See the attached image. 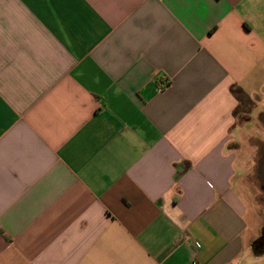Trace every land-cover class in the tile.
I'll use <instances>...</instances> for the list:
<instances>
[{"label": "crops", "instance_id": "1", "mask_svg": "<svg viewBox=\"0 0 264 264\" xmlns=\"http://www.w3.org/2000/svg\"><path fill=\"white\" fill-rule=\"evenodd\" d=\"M263 200L264 0H0V264H264Z\"/></svg>", "mask_w": 264, "mask_h": 264}, {"label": "rangeland", "instance_id": "2", "mask_svg": "<svg viewBox=\"0 0 264 264\" xmlns=\"http://www.w3.org/2000/svg\"><path fill=\"white\" fill-rule=\"evenodd\" d=\"M250 190H251V193H252V192H253V193L258 192V188H257V186H256L255 184L251 185ZM259 195L262 196L263 194L260 192ZM263 201H264V200H263Z\"/></svg>", "mask_w": 264, "mask_h": 264}, {"label": "flooded vegetation", "instance_id": "3", "mask_svg": "<svg viewBox=\"0 0 264 264\" xmlns=\"http://www.w3.org/2000/svg\"><path fill=\"white\" fill-rule=\"evenodd\" d=\"M259 242H260V241L256 240V241L254 242V246H259V245H260ZM261 243H263V240H261Z\"/></svg>", "mask_w": 264, "mask_h": 264}, {"label": "water", "instance_id": "4", "mask_svg": "<svg viewBox=\"0 0 264 264\" xmlns=\"http://www.w3.org/2000/svg\"><path fill=\"white\" fill-rule=\"evenodd\" d=\"M261 240H263L264 241V235H261L259 238H258V241H260L259 243H260V245L262 244L261 243Z\"/></svg>", "mask_w": 264, "mask_h": 264}, {"label": "built area", "instance_id": "5", "mask_svg": "<svg viewBox=\"0 0 264 264\" xmlns=\"http://www.w3.org/2000/svg\"><path fill=\"white\" fill-rule=\"evenodd\" d=\"M190 264H197L196 261H192Z\"/></svg>", "mask_w": 264, "mask_h": 264}]
</instances>
